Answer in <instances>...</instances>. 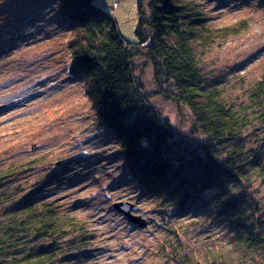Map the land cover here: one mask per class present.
<instances>
[{
  "label": "rangeland",
  "instance_id": "1",
  "mask_svg": "<svg viewBox=\"0 0 264 264\" xmlns=\"http://www.w3.org/2000/svg\"><path fill=\"white\" fill-rule=\"evenodd\" d=\"M57 1L0 0V170L22 167L0 183V193L12 199L0 205V220L21 205L46 203L56 206L60 219L85 223L67 228L55 243L22 237L19 248L6 257L52 246L51 264H182L175 259L184 251L187 260L198 264H216L220 254L223 264H264L236 249L228 218L218 216V188L198 191L176 216L139 194L137 184L125 175L113 134L97 120L83 79L70 75L67 32ZM202 1L213 26L247 21L240 34L197 47L199 82L217 87L227 104L241 109L264 73V6L259 0ZM93 2L113 16L128 44L137 43V0ZM133 62L147 105L167 121L176 140L199 146L190 111L157 93L146 57ZM238 138L248 160V178L230 181V192L244 212L256 202L264 229V123L255 122ZM119 201L132 203V213L147 225L139 227L113 209ZM179 244L182 249L176 248Z\"/></svg>",
  "mask_w": 264,
  "mask_h": 264
},
{
  "label": "trees",
  "instance_id": "2",
  "mask_svg": "<svg viewBox=\"0 0 264 264\" xmlns=\"http://www.w3.org/2000/svg\"><path fill=\"white\" fill-rule=\"evenodd\" d=\"M93 1L58 0L57 15L67 32L70 75L83 79L98 122L115 138L125 175L137 184L140 195L171 216L181 214L198 191L218 188V216L228 218L236 249L244 257L252 255L264 262L259 207L255 202L253 209L244 212L229 184L248 178V160L237 140L255 122L264 123V73L252 84L249 103L241 109L227 104L217 87H205L197 79V47L240 34L247 21L213 26L202 0H137V43L130 45L113 16ZM259 1L264 6V0ZM138 56L151 63L157 93L190 111L199 146L176 140L167 121L147 105L135 73L133 61ZM21 168L12 165L0 170V183ZM11 201L0 193V205ZM57 212L56 206L46 203L8 211L0 220V264H51L52 246L21 256L6 255L19 248L22 237L50 238L55 243L67 228L84 227V220L60 219ZM174 240L181 244L177 237ZM180 244L176 248L182 249ZM187 258L184 251L175 262L198 264ZM218 258L216 264H223V255Z\"/></svg>",
  "mask_w": 264,
  "mask_h": 264
},
{
  "label": "water",
  "instance_id": "3",
  "mask_svg": "<svg viewBox=\"0 0 264 264\" xmlns=\"http://www.w3.org/2000/svg\"><path fill=\"white\" fill-rule=\"evenodd\" d=\"M133 204L130 202L119 201L113 204V209L123 214L127 220L139 227H145L147 221L140 215L132 213Z\"/></svg>",
  "mask_w": 264,
  "mask_h": 264
}]
</instances>
